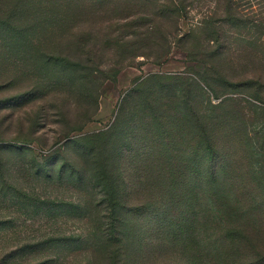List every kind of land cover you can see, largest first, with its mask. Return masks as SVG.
Instances as JSON below:
<instances>
[{"label":"rangeland","instance_id":"374dc122","mask_svg":"<svg viewBox=\"0 0 264 264\" xmlns=\"http://www.w3.org/2000/svg\"><path fill=\"white\" fill-rule=\"evenodd\" d=\"M172 1L184 7L181 16H156L149 33L137 37L132 25L139 33L145 28L129 14L149 13L132 0H0V51L32 59L20 69L15 62L11 70L0 65L5 179L29 197L0 193V264H82L89 256L65 245L64 238L79 235L83 225L60 215L61 200L76 197L46 182V168L57 154L58 164L75 158L77 150L65 148L70 139L112 129L127 94L156 74L167 78L161 89L176 83L183 91L178 100L209 113L207 125L233 152L226 160L227 188L246 202L255 198L250 206L260 215L250 231L264 232V203L257 197L264 185L251 179L245 150L253 148L262 166L256 171L264 176V0ZM48 17L62 22L40 26ZM45 80L54 84L49 96L26 102L29 94L42 95ZM157 95L156 108L168 110L171 98ZM135 101L129 100L128 119ZM19 147L26 157L17 156ZM32 160L38 178L31 175ZM18 168H29L28 175ZM250 248L245 244L247 259L254 256Z\"/></svg>","mask_w":264,"mask_h":264},{"label":"trees","instance_id":"16d2710c","mask_svg":"<svg viewBox=\"0 0 264 264\" xmlns=\"http://www.w3.org/2000/svg\"><path fill=\"white\" fill-rule=\"evenodd\" d=\"M131 3L149 13L128 16L145 28L139 33L132 25L131 33L137 37L149 33L154 18L168 15L176 21L184 12L182 4L172 0ZM48 19L40 26L62 22ZM0 52L5 70H11L14 62L20 69L32 60L26 52ZM48 58L44 60L49 62ZM166 79L156 74L135 85L112 129L70 139L65 148L76 149L75 158L65 157L58 164L57 154L56 163L46 168V182L62 185L76 197L61 200L60 215L83 225L79 235L64 238L65 245L71 251L88 252L82 264H264V232L255 229L260 213L250 206L256 200L246 202L227 188L231 146L225 147L221 134L207 125L208 112L203 116L177 99V93L183 92L180 85L161 89ZM53 86L45 80L42 95L29 94L26 102L48 97ZM157 93L161 100L166 94L171 98L168 110L156 108ZM129 100L130 105L136 100L130 119ZM93 114H85L83 122ZM16 150L17 156L26 157L24 148ZM245 150L252 158L251 179L264 185V176L256 171L261 165L253 148L247 145ZM34 163L31 175L38 178L40 169ZM28 169L18 171L26 176ZM0 193L29 200L23 190L6 181L1 155ZM257 197L264 203V189ZM251 225H255L252 232ZM247 242L254 254L251 259L246 256ZM51 245L54 249L55 243Z\"/></svg>","mask_w":264,"mask_h":264}]
</instances>
